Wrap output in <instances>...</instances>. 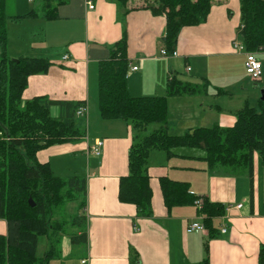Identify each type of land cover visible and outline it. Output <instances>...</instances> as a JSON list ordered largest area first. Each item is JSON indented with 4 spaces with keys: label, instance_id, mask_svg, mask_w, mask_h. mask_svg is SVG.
Returning <instances> with one entry per match:
<instances>
[{
    "label": "crops",
    "instance_id": "obj_1",
    "mask_svg": "<svg viewBox=\"0 0 264 264\" xmlns=\"http://www.w3.org/2000/svg\"><path fill=\"white\" fill-rule=\"evenodd\" d=\"M213 1L204 25L180 31L176 57L161 56L165 18L140 9L143 2L134 6L137 10H131L128 4L127 9H120L114 0H90L94 9L89 10L87 0H67L57 8L54 20L37 17L18 21L29 23L33 40L20 45L13 59H46L52 63L45 74L29 77L22 99L44 98L88 107L85 119L75 116L76 127L82 131L84 139L37 153V161L48 162L53 175L57 169L59 175L85 179V207L81 210L86 213L85 225L81 224L77 233L83 229L86 232L80 264H257L259 250L264 245L261 159L258 162L254 157L250 180L246 169L209 168L201 148H174L171 155L153 150L149 158L154 153L163 154L166 162L150 165L148 158L151 216L140 217L135 206L118 200L119 179L128 173L127 156L136 135L123 121H99L94 108L89 107L96 76L98 83V63L109 58L110 47L123 37L131 63L127 90L132 97L161 95L170 75L175 77L179 67L185 71L190 68V72H186L194 73L193 85L207 80L209 88L213 82L210 73L228 70L231 58L238 53L232 43L240 22L239 0ZM126 10L131 11L125 13ZM20 15L23 14H14ZM65 55L67 60H63ZM132 67H137V71H131ZM198 96L202 95L175 98L186 104ZM49 112L53 118L61 116L57 106L50 107ZM176 121L170 116L167 119L168 134L181 135L214 125L231 127L235 117L234 113L225 114L219 117V122L211 120L209 124L194 118L182 128ZM92 127L94 132L90 130ZM95 140L103 142L100 157L89 153ZM80 162H84L83 172L74 168ZM63 166L67 167L60 171L58 168ZM162 177L188 183L191 193L201 203L207 199L233 208L213 219L212 227L216 232L212 236L209 237L206 230L189 235L185 232L186 224L201 222L202 218L197 216L196 206L170 209L165 206L159 188ZM237 205L242 208L235 210ZM221 229L226 232L222 234ZM6 232L5 221L0 220V235Z\"/></svg>",
    "mask_w": 264,
    "mask_h": 264
},
{
    "label": "trees",
    "instance_id": "obj_2",
    "mask_svg": "<svg viewBox=\"0 0 264 264\" xmlns=\"http://www.w3.org/2000/svg\"><path fill=\"white\" fill-rule=\"evenodd\" d=\"M37 10L23 16L6 15V0H0V220L5 221L6 235H0V264H48L56 256L55 248L38 257L41 237H54L63 232L66 221L56 219L58 206L77 204V212L85 207L86 182L82 177L59 178L53 175L50 164L39 163L37 153L53 146L75 142L84 137L75 124L79 107L69 102H54L44 98L23 100L29 77L45 74L52 63L46 59L8 56L7 22L42 17L57 18V8L67 0H41ZM90 1V0H89ZM130 0H115L127 9ZM140 9L165 18V33L161 50L175 52L180 31L207 22L211 0H141ZM54 3V4H53ZM131 10H137L132 7ZM126 10L125 13L131 11ZM240 22L237 36L246 52L264 53V0H239ZM242 27V28H241ZM125 37L110 47L109 58L98 63V111L104 121L120 120L131 124V130L142 133L147 126L158 124V130L141 136L131 145L128 173L119 179L118 200L132 204L140 217L151 216L152 189L147 174L149 154L153 150L171 155L174 148H201L209 168L246 169L250 180L255 153L259 154L264 169V101L257 107H244L235 113L231 127L214 125L197 128L184 135L166 132L167 102L164 97H132L127 90L130 67ZM208 81L200 85L182 83L175 77L167 82V98L195 96L206 93ZM60 108L61 116L53 118L49 109ZM165 206H195L198 197L191 193L186 182L159 179ZM32 200L34 207L28 201ZM196 214L212 236L216 232L212 221L226 214V207L203 199ZM80 218L85 225V215ZM83 228V227H82ZM86 241V232L70 238L72 244ZM60 243L55 239L54 243ZM257 264H264V245L260 248Z\"/></svg>",
    "mask_w": 264,
    "mask_h": 264
},
{
    "label": "rangeland",
    "instance_id": "obj_3",
    "mask_svg": "<svg viewBox=\"0 0 264 264\" xmlns=\"http://www.w3.org/2000/svg\"><path fill=\"white\" fill-rule=\"evenodd\" d=\"M108 1H113V0H108ZM41 2H42L41 0H6V15L7 17L14 16V14L26 15L30 12V10H37L40 7ZM141 2H142L141 0H130L128 3L129 5L128 7L129 8L133 7L137 4H140ZM213 2L214 1L212 0V3ZM238 15L239 14L237 13V16ZM22 20H16V22H14L15 20H9L7 22V32H8L7 52L12 60H18L16 58L13 59V57L16 54L15 51L20 47V45L22 44L26 45L28 39L30 40V42L33 40V36H31L29 32L31 29L29 23L18 22ZM234 41L241 43V39L240 37L237 36V34L234 38ZM250 53L256 54V52H250ZM245 54H246L245 52L236 53V55H234L233 58H231L232 65L228 70L224 71L223 69H219V71L217 72L210 73L213 82H211V85L209 86V88H207L206 93L201 94L202 96H198L197 99L191 98V102H187L186 104H181V102L178 101L175 97L167 98V94H166L167 83H165L161 95H152L150 97L166 98L167 119L169 120V116L170 118L172 117L173 119H177L176 123L180 126V128H182L183 125H187V122L192 121L194 118H201L203 119V122L205 124H209L211 120L213 122H219V117H222V115L225 114L232 115L234 113V117H235V113H237L244 107H257V101L261 99L262 91H264L263 90L264 89V53L256 54L259 62L262 65V76L259 81H253L246 74L245 66H244ZM176 73L177 75H175V78L178 81L182 83L194 84L195 82L194 73H187L183 67H179V70H176ZM170 76L171 78H169L168 81L174 78V74ZM220 93H225V94H220ZM91 98L92 100L89 103V107L90 109L94 108L95 117L100 121L101 118L99 116V111H98L99 100H98L97 76L94 83V89L91 92ZM216 106L220 107L221 110H218ZM127 125L131 126L130 123H127ZM157 127H159L158 124H151L147 126L146 130L142 131L140 135L141 136L149 135L154 130L158 129ZM90 130L94 132L93 127ZM134 134L138 136L137 139L138 141L140 139L139 132L135 131ZM163 152L164 151H161V153ZM254 157L256 161L260 160L258 153H255ZM165 162L166 160L164 159L163 154L159 155L157 153H154L149 158L150 165H162ZM83 163L80 162L79 164H76L74 166V168L78 170L77 172L84 171ZM66 167L67 166H63V167H59L58 169L60 171H64ZM54 175L60 176L59 178H63L65 180L70 178L69 176H63V174L59 175L57 169H55ZM77 209H78L77 204L74 203H69L62 207L58 206V210L56 212L58 214L56 216V219L60 221H66L63 232H59L58 235L52 238L51 237L40 238L39 247L37 250V255L39 257L44 256L48 252V250L51 249V247L55 248L56 256L50 260V264H80V258L81 256L84 255L85 247L80 242L77 244H72L70 242V238L72 236H75L78 233L79 229L81 228L80 218L77 220L79 224L76 223L75 225L71 226V222L72 221L74 222L76 216L80 217L83 215L82 211L77 212ZM84 215L86 216V213ZM55 239L60 240V243L56 242L55 244H53Z\"/></svg>",
    "mask_w": 264,
    "mask_h": 264
},
{
    "label": "built area",
    "instance_id": "obj_4",
    "mask_svg": "<svg viewBox=\"0 0 264 264\" xmlns=\"http://www.w3.org/2000/svg\"><path fill=\"white\" fill-rule=\"evenodd\" d=\"M87 7L89 10H93L94 9V5L92 4V2H90L89 0H87L86 2ZM242 28V27H241ZM233 49L237 52H245V71L246 74L253 80V81H258L260 80L261 76H262V65L259 62L257 55L250 53V52H246L245 48L243 46L242 43H238L237 41H233L232 43ZM161 56L163 57H176V53L173 52L172 54H167L165 52V50H161L160 51ZM68 56L65 55L63 57V60H67ZM131 71L135 72L137 71V67H132L130 68ZM187 72H190V68L186 69ZM88 114V107L86 104H81L79 105V107L76 109L75 111V116L79 117V118H83L85 119L87 117ZM102 146H103V142L101 140H96L94 142V145L92 147H90L89 149V153L94 155L95 157H100L101 156V151H102ZM195 206L198 207L199 209H201L202 207V203L201 201H195ZM233 207H226V213H228ZM242 208V205H237L234 207L235 210H239ZM205 227L201 222H197V221H190L186 224L185 226V232L187 234H201L205 232ZM220 232L223 234L226 232V229H221ZM82 263H85V261H82Z\"/></svg>",
    "mask_w": 264,
    "mask_h": 264
},
{
    "label": "water",
    "instance_id": "obj_5",
    "mask_svg": "<svg viewBox=\"0 0 264 264\" xmlns=\"http://www.w3.org/2000/svg\"><path fill=\"white\" fill-rule=\"evenodd\" d=\"M15 61H16V60H15ZM261 100L264 101V91H262ZM28 203H29L30 207H34V203L32 202L31 199H29Z\"/></svg>",
    "mask_w": 264,
    "mask_h": 264
}]
</instances>
